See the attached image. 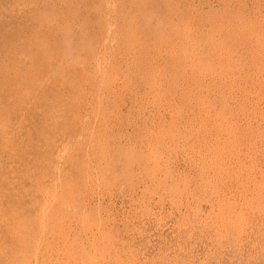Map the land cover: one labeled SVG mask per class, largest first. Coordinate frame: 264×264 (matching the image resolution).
<instances>
[{
  "label": "rangeland",
  "instance_id": "rangeland-1",
  "mask_svg": "<svg viewBox=\"0 0 264 264\" xmlns=\"http://www.w3.org/2000/svg\"><path fill=\"white\" fill-rule=\"evenodd\" d=\"M0 179V264H264V0H0Z\"/></svg>",
  "mask_w": 264,
  "mask_h": 264
},
{
  "label": "bare ground",
  "instance_id": "bare-ground-1",
  "mask_svg": "<svg viewBox=\"0 0 264 264\" xmlns=\"http://www.w3.org/2000/svg\"><path fill=\"white\" fill-rule=\"evenodd\" d=\"M2 106H3V104H2ZM49 115V114H48ZM12 118V117H11ZM1 180V179H0Z\"/></svg>",
  "mask_w": 264,
  "mask_h": 264
}]
</instances>
